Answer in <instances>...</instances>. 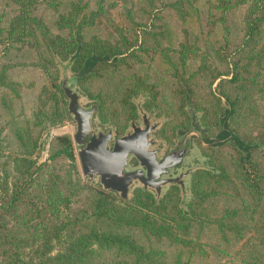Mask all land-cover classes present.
Listing matches in <instances>:
<instances>
[{
    "label": "trees",
    "instance_id": "trees-1",
    "mask_svg": "<svg viewBox=\"0 0 264 264\" xmlns=\"http://www.w3.org/2000/svg\"><path fill=\"white\" fill-rule=\"evenodd\" d=\"M115 3L0 0V264H264V0H134L126 23ZM54 55L91 99L114 81L125 119L142 91L215 127L184 209L176 185L158 203L91 187L65 134L39 161L67 119Z\"/></svg>",
    "mask_w": 264,
    "mask_h": 264
},
{
    "label": "water",
    "instance_id": "water-1",
    "mask_svg": "<svg viewBox=\"0 0 264 264\" xmlns=\"http://www.w3.org/2000/svg\"><path fill=\"white\" fill-rule=\"evenodd\" d=\"M59 68V88L66 103L65 108L68 116L74 124L75 131L72 134V141L76 146V154L83 176L94 174L99 177V184L102 189L116 191L117 195L129 199V186L137 182L144 190L152 189L155 192V203L158 202L164 187L170 183L176 184L180 196L179 206L184 209L187 199L192 197L188 189L190 172L197 168H206L201 164H194L180 169L176 174L170 175L176 163L181 159L190 144V137L196 135L197 116L190 104L187 105L190 129L177 136L173 147L160 157L154 145L157 144L153 132L159 127L160 120H151V114L143 110L139 103H135L136 113L139 116L138 123L129 121V129L119 138L114 139L111 151L106 150L104 154L111 157H101L102 147L106 146V135L98 138L91 137L84 147L81 146L90 130L91 115L94 110L93 104L84 106L81 104V93L77 88V75L70 72L71 59L62 61L57 55L53 57ZM133 157L137 161L135 166L129 164Z\"/></svg>",
    "mask_w": 264,
    "mask_h": 264
},
{
    "label": "rangeland",
    "instance_id": "rangeland-1",
    "mask_svg": "<svg viewBox=\"0 0 264 264\" xmlns=\"http://www.w3.org/2000/svg\"><path fill=\"white\" fill-rule=\"evenodd\" d=\"M115 1H116L115 5L113 6V8L110 9V12H109L110 13L109 14L110 19H113L114 21H122L123 23H126L125 22L126 19L123 18V15L125 13V9L127 7H129L130 3L134 0H115ZM127 21H129V20L127 19ZM25 57L27 59H33L34 54L25 55ZM68 59H70V58H68ZM62 61H64V60H62ZM55 65H56V63H55ZM56 67H57V71H58V80H59V68L57 65H56ZM70 72L73 73L71 70H70ZM101 80L102 79H100L98 77H95V78L93 77L92 79H90L88 84H89V91H90L89 93H96L97 89H99L98 86L103 87L102 91H103V95L105 97L103 98L102 102L98 101L97 99H91L87 94H85L83 91H81V89H79L77 87L79 92L81 93V104L86 106L91 101H95V100L98 101V106H97L98 117L95 115L93 117V121L96 124H100L101 118H103V115H104V116H106V119H109L115 123H117V122L122 123V125H123L122 129H124V127H125V132H126L129 129V126L126 127V125H124V124L127 123V121L129 119H125V113H126L125 110L126 109L123 106V104L120 102V100L118 98H115L114 94H116L117 92L113 88L114 81H111L105 75H104L105 81H103V80L101 81ZM64 99H65V97H64ZM147 99H149V95L146 92H142V91L139 92L137 95H133L131 98H129V100L131 102L139 103L143 107V110L145 112L150 113L152 121H155V120L161 121L159 127L153 132V135L155 136V141L157 142V144L163 143L164 145H168V143L171 144V142H173V145H174L175 140L178 136V135H176L177 131L185 130V129H188V127H189V121L190 120H189V115H188V110H187V105L189 103H187V104L185 103L182 106V109H183L182 111H185V114L187 115V120H186V117H184L182 112L179 111L176 106L175 107L171 106L170 100H166V101H168V103H165L164 106L156 107L154 105V106H151L149 109L148 108L145 109L144 107L146 106L145 103H146ZM65 103H66V100H65ZM134 110H136L135 106H134ZM195 112L198 113V116H197L198 124L201 127H203L199 122V117H200L201 113L199 111H195ZM133 118L134 119H132V120L135 123H138L139 116L137 113H136V115H134ZM204 128L207 130L206 135H207L209 140L216 139L215 135H214L215 131H216L214 126H210L207 128L204 127ZM74 131H75L74 124L71 121L68 114H67V119L63 120L60 124L47 128L44 131L42 138H41V150H40V155H39V161L44 160V158L46 157V155L50 149L51 140H52L53 136L65 134L71 139L73 155L75 157V162H76L77 169H78V172L80 174L81 179L83 181H85V183L90 185L91 187L92 186L98 187L95 183L97 181L96 178H94L93 181H91L81 174L78 159L76 156V151L74 149V144L72 141V134L74 133ZM192 136H196V135H192ZM156 145H154V148L156 147ZM173 145H171L169 147V149L171 147H173ZM206 146H209V145L204 144L203 146L202 145L200 146L198 143H196V141H193L192 146L189 150L188 157L184 158L182 165L183 164H186V165L191 164L194 162V159H197L198 164H201L203 161L207 162V157H209L208 155L211 153V151H210V147H206ZM157 152L159 155H161L163 152V148H161ZM191 165H194V164H191ZM205 166H206V163H205ZM183 168H185V167H183ZM183 168H181V169H183ZM206 168H207V166H206ZM173 171L174 170L172 169V172L170 173V175L174 174ZM189 180H190V176H189ZM134 184H135V186L136 185L139 186V184L136 181L134 182ZM188 186H189V183H188ZM135 194H136V192H133V197L135 196ZM178 194H179V192H178ZM179 201H180V196H179Z\"/></svg>",
    "mask_w": 264,
    "mask_h": 264
},
{
    "label": "flooded vegetation",
    "instance_id": "flooded-vegetation-1",
    "mask_svg": "<svg viewBox=\"0 0 264 264\" xmlns=\"http://www.w3.org/2000/svg\"><path fill=\"white\" fill-rule=\"evenodd\" d=\"M78 86V85H77ZM133 103V102H132ZM91 104H93V108H94V110H93V112H92V115H91V122H90V130H88L87 131V134H86V138H85V141H84V143L81 145V146H79V147H84L85 145H86V143L87 142H89V140L91 139V137H94V138H98V137H100V136H107L106 137V146H104V147H102V153L106 150V152L107 151H111L112 150V148H113V145H114V139H117V138H119L120 136H122L123 135V133L125 132V127H124V129H122V127H123V125H122V123H115V122H113V121H111V120H109V119H106V116H104L103 115V118H101V123L100 124H96L94 121H93V117L96 115L97 117H98V113H97V106H98V101H91L90 103H88V105H91ZM134 104V106H135V102L133 103ZM88 105H86V106H88ZM135 109H136V107H135ZM134 113H135V115H136V110H134ZM132 119H134V118H131V119H129L128 121H127V123H125L124 125H126V127H128L129 126V121L130 120H132ZM196 124H197V131H201L204 127H201L199 124H198V122L196 121ZM122 129V130H121ZM190 129V121H189V127H188V129H185V130H179V131H177V133H176V135H180V134H182V133H184V132H186V131H188ZM206 133H207V130L206 129H204V130H202V132H201V134L199 133V135H200V138L199 137H197V136H191L190 137V145H189V147H188V149H187V151L185 152V153H183L182 154V156H181V159H180V161L178 162V163H176L175 165H174V167H173V172H174V174H176L177 173V171L179 170V169H181V168H183V167H189V166H191V164H196V163H198V161H197V159H194V162L193 163H191V164H188V165H186V164H183L182 165V163H183V160H184V158L185 157H188V154H189V150H190V148H191V146H192V142L193 141H196V143H198L200 146L202 145H204V144H207V145H209V146H206V147H210L212 144H214L216 141H218V139H214V140H209L208 139V137H207V135H206ZM73 144H74V142H73ZM171 145H173V142H171V144H169L168 143V145H164L163 143H158L157 145H156V147H155V149L158 151V150H160L161 148H163V152H162V154H161V156L160 157H162L163 155H165L168 151H169V147L171 146ZM74 149H75V151H77V149H76V146H75V144H74ZM76 156H77V154H76ZM101 157H111L109 154H102V156ZM129 164L131 165V166H135L136 164H137V161L135 160V158H133V157H131L130 159H129ZM205 161H203L202 163L205 165V163H204ZM197 169H200V168H197ZM197 169H195V170H197ZM194 170V171H195ZM193 171V172H194ZM193 172H190V175H191V173H193ZM87 179H89V180H91V181H93V179L94 178H96L97 179V181L95 182L96 183V185L98 186V187H100L101 188V186H100V184H99V177H96L94 174H92L91 176H85ZM170 185H176V184H173V183H170V184H168L167 186H165L164 187V189H163V191L161 192V194H160V197H161V195L165 192V190L170 186ZM177 186V185H176ZM101 190H104V189H102L101 188ZM129 199L128 200H125V201H130L132 198H133V192H138V191H148L149 193H151L152 194V196L154 197V200H155V192H154V190H152V189H146V190H144L143 188H141L140 186H135V184H134V182L129 186ZM104 191H109V192H112L113 194H115L118 198H120L118 195H117V193H116V191H114V190H111V189H106V190H104ZM160 197H159V199H160ZM120 199H122V198H120ZM122 200H124V199H122Z\"/></svg>",
    "mask_w": 264,
    "mask_h": 264
}]
</instances>
